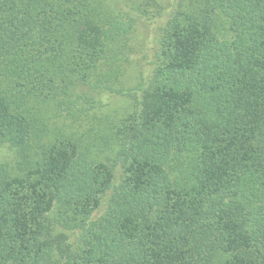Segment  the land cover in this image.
Masks as SVG:
<instances>
[{
	"label": "trees",
	"instance_id": "trees-1",
	"mask_svg": "<svg viewBox=\"0 0 264 264\" xmlns=\"http://www.w3.org/2000/svg\"><path fill=\"white\" fill-rule=\"evenodd\" d=\"M0 264H264V0H0Z\"/></svg>",
	"mask_w": 264,
	"mask_h": 264
},
{
	"label": "rangeland",
	"instance_id": "rangeland-1",
	"mask_svg": "<svg viewBox=\"0 0 264 264\" xmlns=\"http://www.w3.org/2000/svg\"><path fill=\"white\" fill-rule=\"evenodd\" d=\"M161 1H164V0H159V2H161ZM133 72H134V70L131 71V73H133ZM126 82H127V85H131L132 82H134V80H126Z\"/></svg>",
	"mask_w": 264,
	"mask_h": 264
}]
</instances>
